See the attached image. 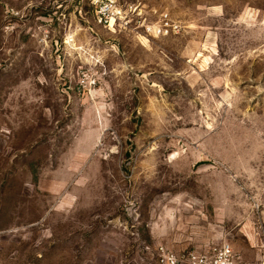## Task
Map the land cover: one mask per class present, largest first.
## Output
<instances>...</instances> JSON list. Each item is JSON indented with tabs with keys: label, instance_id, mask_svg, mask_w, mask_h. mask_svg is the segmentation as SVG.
Instances as JSON below:
<instances>
[{
	"label": "rangeland",
	"instance_id": "374dc122",
	"mask_svg": "<svg viewBox=\"0 0 264 264\" xmlns=\"http://www.w3.org/2000/svg\"><path fill=\"white\" fill-rule=\"evenodd\" d=\"M223 243L264 264V0H0V264Z\"/></svg>",
	"mask_w": 264,
	"mask_h": 264
},
{
	"label": "built area",
	"instance_id": "2783aa9c",
	"mask_svg": "<svg viewBox=\"0 0 264 264\" xmlns=\"http://www.w3.org/2000/svg\"><path fill=\"white\" fill-rule=\"evenodd\" d=\"M120 9L110 5L101 6L102 15H120ZM113 19V18H112ZM111 20V17H110ZM107 21V18H105ZM167 25V24H166ZM168 26H160L158 33L165 34L168 32ZM160 264H246L244 259L236 253L229 243H223L213 246L206 251H189L183 254L175 253L168 250L163 245L159 247Z\"/></svg>",
	"mask_w": 264,
	"mask_h": 264
}]
</instances>
